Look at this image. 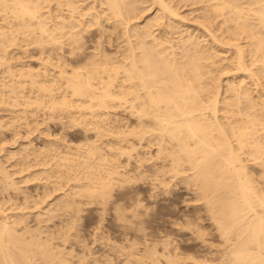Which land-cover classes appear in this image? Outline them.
<instances>
[{"label":"bare ground","instance_id":"1","mask_svg":"<svg viewBox=\"0 0 264 264\" xmlns=\"http://www.w3.org/2000/svg\"><path fill=\"white\" fill-rule=\"evenodd\" d=\"M185 1L203 3L205 11L201 17L208 22L219 18L218 33L214 27L210 30L207 24H202L206 28L202 35L210 38L214 47L226 44L227 49H234L227 52H230L227 58L221 55L228 60L231 73L240 74L226 91L221 79L219 82L218 77H212L216 51L220 48L202 43L205 39L201 36L199 39L198 32L197 36L185 33L184 37L179 34L178 40L172 42L169 37L166 41L164 32L178 30L175 21L185 17L180 15V7L177 8L174 0H0V135L5 128L10 131L13 127V139H9L19 141L12 144L14 150L10 148L3 154L9 160L14 159L6 162L15 167L13 172L17 175L22 173L19 179L24 184H29L31 179H39L36 182L40 184L45 178L44 190L40 189L43 194H37L30 204L32 209L37 208L41 219L54 214L53 209L60 204L55 207V200L61 197L66 206L76 210L80 197L88 200L99 197L105 202L104 197L109 196L107 193L117 179L133 177L129 176L131 168L140 170L150 164L156 167V173L177 175L178 181H191L197 186L199 199L205 201L212 218L219 224L225 243L230 242L227 254L221 252L228 255L227 260L232 259L235 264H264V0ZM142 2H149V7L140 5L141 11L154 6L151 12L154 13L148 15L143 25L142 21L134 22L130 30L128 22L139 18L142 12L138 5ZM154 21H161L168 30L164 26L163 35L160 29V35L154 34ZM105 23H110L113 31L117 26L125 29L128 38L123 36L127 44L121 55H118L119 49L116 55H111V47L107 48L115 45L113 41L117 39ZM178 47L182 49L177 51ZM38 54L44 56L38 57L41 60L36 59L38 64L34 65L31 61ZM247 77L251 81H246ZM228 90L230 94H224ZM51 118L53 123L59 119L61 130L66 125L69 128L79 125L83 139L73 144L66 132L56 136L49 127ZM41 123L46 127L41 130L42 125L38 133L35 129ZM17 125L25 128L28 137L22 142L16 136L22 132ZM34 131L42 144H35ZM3 135L0 149L2 142L7 143ZM7 145L11 146L7 143L4 147ZM1 158L0 180L9 188L14 187L17 180H12L13 172L8 171L7 163ZM251 164L257 167V172L252 171ZM49 182L55 186L58 196L51 197ZM21 189L24 188L21 186ZM11 200L9 203L14 202ZM8 201L3 202L4 207ZM2 205L0 264H63L56 262L60 259L56 255L61 246H53V241L49 243L51 246L47 241L42 244L34 241L38 232L29 237L25 235L34 220L24 224L23 206H19L22 212L17 206L15 211L20 213L10 214V208L6 211ZM62 231L67 232L64 228ZM53 233H48L50 240ZM180 255L182 259L184 256ZM170 258L169 264L174 261ZM191 258L194 264L200 261ZM181 259L177 258V264H186L188 259ZM207 260L202 263L211 264L212 259L210 263Z\"/></svg>","mask_w":264,"mask_h":264},{"label":"rangeland","instance_id":"2","mask_svg":"<svg viewBox=\"0 0 264 264\" xmlns=\"http://www.w3.org/2000/svg\"><path fill=\"white\" fill-rule=\"evenodd\" d=\"M175 2L178 3L176 5L177 8L178 7L181 8V9L180 8L178 9L179 12L182 13V14L180 13V15L181 16L183 15V17L185 15L184 18L181 17V18H183V20L185 22H183L182 19H179L180 21H178V20L175 21V22H177V24L179 25L181 30L177 25L178 30L176 28L171 29V31H173V35L171 34L172 32L170 30H169L170 33L168 32V34H167V31H166V34H165L164 28L166 26L161 24V21L160 22L154 21L152 23L153 24L152 28H154L153 30L155 32H153V33L160 35V34H158V32L161 30L159 33H162V35H163V32H164V36L166 37L165 38L166 41H169L167 39L170 37V40L172 42L175 41L176 38L178 40L180 37H184L185 35H188V33H190L193 36H197V34L199 33L198 34L199 39H202V38H203L202 40L205 39L202 43H205L207 46L213 47L215 49L220 48L219 50L217 49V51H216L217 56L215 57V60H216L215 63L217 61L218 62L216 64L214 63L215 66L213 64L214 69L212 70V73H213L212 77L213 76L215 78L218 77L219 82L222 81L221 84H222L223 90L225 89L224 91H226L228 86H229V83L233 84V82L236 79L240 78L239 73H238L239 75L236 73H234V74L231 73V71H230L231 69L229 68V63H227L228 60L226 59L227 56H230V52H233L234 49L233 48L232 49L230 48L231 50L227 49L228 46L226 44H222L223 46H220V44H217V45L215 44L216 47H214V45H213L214 42L209 40L210 38L204 37L202 35V34H205L204 32L206 30V28H205V30L203 29L204 25L202 28V24H205V25L207 24V28H209V29H210V27H211V29H212V27H214L215 28V29L213 28L214 32L216 31L218 33V29L216 30V26H218V24H217L218 22H216V21L219 20V18H217V20H216V18H214L212 21L210 20V22H208V20H205L204 18H202L201 16H202L203 12L205 11V8L202 7L203 3H201L202 4L201 5L200 2H198L199 3V7H198V3L197 4L192 3L191 1L190 2L185 1L186 4H185L184 0L183 1L181 0L180 4H179L178 0H174V4H176ZM190 3H191V5H190ZM188 4L190 5V7ZM140 5H142L143 8L145 6H147V8H148L149 2H144V4L142 2L138 6H140ZM142 6H140V8L138 7L140 10V11L139 10L138 11L142 12V13H139V16H137V18L138 17L139 18L136 19V21H135L136 17L133 18L134 20L131 19L130 24H129L130 21L128 22V25L130 26V30L133 29V27H134L133 23L134 22H135L134 24H137V23H140L142 21L140 24H142V23L144 24V22H146V20L149 18L150 14L152 15L154 13V12L151 13L152 9L154 10V8H153L154 6L150 8L151 10L150 9L147 10L145 8V11L143 9H142L143 11H141ZM194 12H195V14H194ZM143 13H144V17H143ZM200 13H201V15H200ZM164 21L167 22L166 19H164ZM170 21L171 20H169V22ZM182 23H183V25H180ZM107 25H109V26H107ZM107 25H106V23L104 24V26L105 27L107 26L108 28L111 26L110 23H107ZM208 25H210V26H208ZM118 27H119V29H118ZM121 27L117 26L116 30L114 28V31H113V28L110 27V29L113 32L112 36L114 37V39H117V40H114L112 37V40H114L113 43L116 42L114 44L115 45L117 44L116 46L113 44H112L113 46L112 45L107 46V48L111 47L110 49L112 51L109 49L110 52L113 53V54L110 53L111 55H116L118 53V51H116V49L120 50L118 55H121L125 51L124 48H126V44H127L125 38L127 37L126 36L127 34H124L125 29L122 30L123 27L122 28ZM199 27H201V29ZM167 28L168 27H166L165 30H168ZM189 28L193 29V32H195V33L190 32ZM199 29L201 31H199ZM120 30H122L124 32H122ZM178 31H180V32H178ZM117 32H119V33L122 32V33H120V34L118 33L119 35H117ZM131 32L132 31H130V33ZM176 34H178V35H176ZM179 34L180 35L183 34V35L180 36ZM166 35H168V37ZM174 35H175V37H174ZM115 36H116V38H115ZM118 36H120V37H118ZM123 36H125V38ZM200 36L202 38H200ZM172 37L175 39H173ZM123 38H124V41H123ZM202 40H200V41H202ZM208 41L212 42V44H210V42H208ZM118 42H119V44H118ZM167 44L170 45V42H167ZM175 47H177V46H175ZM177 49H176L177 51H180L179 49H182V48L178 47ZM109 50H107V51H109ZM122 50H124V51H122ZM223 51H225L226 53ZM228 51H230L229 54L227 53ZM226 54H227V56H226ZM221 55L222 56L224 55L223 57H226V58H223ZM43 56H44V54H43ZM43 56L42 55L40 56V54L34 56V58H33L34 60L32 59L33 62L31 61V63L34 65H37L38 64L37 60H39L38 57H43ZM28 62L30 63V61H28ZM249 63H251V62L249 61ZM218 64H219V66H218ZM224 66H225V68H224ZM250 66L252 67V65H250ZM254 67H255V65H253V68ZM226 68L229 70H226ZM255 68H254L255 71L257 70L256 72L260 76L263 75L262 72L259 73L260 70L257 69V67H255ZM221 70H222V72H221ZM213 71H215V72H213ZM225 71H227V72H225ZM224 73H227V74L225 75ZM219 74H221V75H219ZM234 75L236 77H234ZM229 76H231V77H229ZM242 76H244V75H242ZM214 77H213V79H214ZM219 78L221 79V81ZM249 78L250 77H247V78H245V80L251 81L252 78L251 79H249ZM262 78H263L262 81H264V76ZM225 82H226V84H225ZM224 94L229 95L230 91L228 90L227 93L225 92ZM65 119H67V118H65ZM53 120L54 119H52V120L48 119L49 127H51V130H53V131H51L52 133L54 132L53 134H55V135L58 134V136H59V135H61V131H62V133L66 132L67 133L66 136L68 135L67 136L68 140L72 141L73 144H74V142L79 143V141L81 139H83V136H82L83 133L81 132L82 130H80L79 125H78L79 127L77 125L76 126L72 125L73 127H70V128H69V125H66V127L63 128V130H64L63 131V130H61L62 127L60 125H58L59 119H57L58 121L55 119L57 122L55 121L54 123H53ZM40 125L41 126L39 127V129H35L37 132L45 124L43 125V123H41ZM17 126H18L17 128L19 130L21 129L22 132L19 131L20 133L16 136L22 142L23 139L26 140L28 137H26L27 135L25 136V133H26L25 128H23L19 125H17ZM19 127H21V128H19ZM45 127L46 126L41 128V130L45 129ZM10 128H11L10 131H9V128H5L4 129L5 133L3 132L4 135L2 134L5 137V138L3 137L4 138L3 141H5V139H6V142L9 145H11V146L7 145L8 147L7 146L4 147L7 143H4L5 145L3 144V142L1 143L3 145V147H2V149H0V157H2L1 159L2 160L4 159L3 161H5V162L7 160H9V159H7V155H6L7 152L6 151H8L10 148H11V150H14L15 146H12V144L15 145V143L18 144V142H19V141L13 142L11 140V139H13L12 137L14 135L13 132H14L15 128H13V127H10ZM7 129H8V133H7ZM67 130H68V132H67ZM58 131H60V132H58ZM9 132H10V134H9ZM11 132L13 135L11 134ZM34 132H33V135H34ZM37 132H35V135L33 138H35V144L40 145V142L42 144L43 141L42 140L40 141V139H38V140L36 139ZM55 132H58V133H55ZM20 134L23 135V137L20 136ZM80 134H81L82 138L79 137ZM2 135H0V136L2 137ZM8 135H11V136H8ZM6 136H7V138H6ZM24 136H25V138H24ZM20 137H21V139H20ZM9 138H11V139H9ZM70 138H72V139H70ZM7 139L9 140V142H11V144L8 142ZM74 140H76L77 142ZM38 142H39V144H38ZM3 148H5V149H3ZM4 152L6 154H3ZM2 155H4V156H2ZM9 161L11 163V161H14V159L12 158V160L10 159ZM9 161H7V162H9ZM5 162H4V165H5ZM6 167H9V169L7 168L9 172H13L14 171L13 168H15V167H13V168L10 167L9 163H7ZM154 168L156 169L155 166L153 167V165H150V164L144 165L143 168H141L140 170L135 168V170L133 171L134 168H131L129 176H133V177H130V178L128 177L126 179L120 177L119 179H117L118 181L113 183V187L111 185L110 188H112V189L111 190L109 189V192L107 193L109 196H105L104 197L105 199L103 198L105 200V202H103V200L99 197L97 199H92L93 201L91 199L88 200V198L85 197V198H87L88 202L85 200V198L82 197L83 198L82 199L80 197L79 202H78V205L79 204L80 205L79 206L77 205L79 210L78 209L76 210V208L73 209V207L71 208V207L66 206V203L64 202L62 197L60 199L63 201H61L60 199H56L57 201L55 200L54 205H55V207L57 205L58 206L53 209L54 214H52V215L54 217L52 215H47V216L44 215L45 219L43 217H42L43 219L39 218L37 215V208L35 207L36 209L34 208L35 209L34 210V209H32V205L30 206V204H32V202H33V200L37 194H39V193L43 194V191H41V190H44L45 184L43 182L46 181L45 178H43L44 180L42 179L43 182H42V180L39 181L40 184L42 182L41 185L38 184V182H36L39 179H35V181L33 179H31L30 181H28V182H30L29 184L25 183L28 186L27 187L20 180L22 173L19 174V172H18V175H17V172H13L12 180L13 179H14L13 181L17 180V182H15V184H14V187L9 188L8 186L5 185L4 180L3 181L0 180V191L5 188L3 191L0 192V195H1L0 197H2V195H5V198L3 197L4 200L2 198H0V202L3 204L2 205L0 203V205H2L3 206L2 208L5 209L6 211L9 210L8 212L10 214L15 211V208L17 206H18L17 207L18 209L17 208L16 209L19 211H20V207L23 206V207H21V209H23L24 212H26L25 217L27 218V219L25 218L26 222L24 221V224L29 225V222L34 220L28 226L30 231L28 232V234H26L27 233L26 232L25 235L29 237L33 233H34V235H36L38 232L39 235L37 234V236L34 238V241L36 240V242H40L41 244L43 242L46 243V241H47V243H46L47 245L49 243H51L52 241L54 242V240H55L56 242L55 243L52 242V245L53 244L57 245L58 248L60 246L62 247V249L59 248V250H58L59 252L57 253L56 258L57 259L60 258V259L58 261L56 260V262L61 261L60 263H63V264H65V262H66V264H169L168 258H170V257H171L170 258L171 260L174 259V261H172L174 263H172L171 261H170V263L171 264H177V258L181 259V257H179V255L181 253L183 255L181 254L180 256H184L181 259L182 261H186L188 259L186 261V264H188V263L194 264V263H192L193 261L190 260L191 256H192V258L196 257V258H194L195 260L198 258L197 262L200 259L201 262L199 261L196 264H203L204 262H206L207 259H208L207 262H209V263L212 259L211 264H214V263L215 264H235V263H233L232 259H231L232 261L227 260V258H229L228 255H224L221 253L223 250V252L227 254V249L229 247L230 242L226 241L227 243L228 242L229 243L228 244L225 243V240H224L225 237H222L223 233L220 232L222 230L219 229L220 228L219 224L217 223L216 220H214V217L212 218L213 215L206 208V205L204 203L205 201L202 198L199 199L198 190H197V188H195L197 186L194 187V183L191 181L187 182L190 185H188L186 182H185L186 183L185 184L181 179H179V181H178L177 177H176L177 175L171 176L172 174H169V173H166L167 175H165V174L162 175L161 173L159 174V172L156 173ZM250 168L253 169L252 170L253 172H257L256 166L251 164ZM142 169L144 170L143 172H142ZM145 170H148V171H145ZM145 173H148L149 175L148 174L146 175ZM152 173H154L155 179H154ZM131 174H134V175H131ZM143 174H145V175H143ZM14 175L15 176L17 175V176L15 177ZM157 175H159V177ZM160 176H163V180L161 179ZM129 179H131V180H129ZM32 181L35 183H32ZM120 181L123 183L122 185H121ZM151 181H153V182H151ZM70 182H72V181H70ZM16 183H18V184H16ZM19 183H21V184H19ZM191 183H193V184L191 185ZM22 184H24V186ZM30 184H31V186H29ZM50 184L53 186L52 183H50ZM50 184L47 186H49L51 189V197L58 196V194L56 193V190L54 189L55 186H53L51 188ZM3 185H5V186H3ZM17 185H20V186H17ZM153 185H154V187H153ZM187 185L189 186V188ZM195 185H197V184H195ZM2 186H3V188H1ZM21 186L24 189H21ZM68 186L69 185H67V187ZM15 187H16V190H15ZM34 187H35L34 191L36 189H38L35 192L33 191ZM8 189L15 190V191H12L13 192L12 193L11 190H8ZM24 190H26V191H24ZM28 190L30 191V193L28 192ZM5 191H7V192H5ZM14 192H15V194H14ZM32 192H34V193L32 194ZM57 192L60 193L59 190ZM19 193H21V194H19ZM27 193H29V194H27ZM11 195H14V196H11ZM15 195H16V198H15ZM6 196H8V197H6ZM9 196L12 198H10ZM31 198H32V200H31ZM6 199H7V201L8 200L10 201L12 199L11 201H14V202L9 203V201H8L7 205L5 204L7 207L6 206L4 207V203L7 202ZM94 200H95V202H94ZM96 201H98V202H96ZM23 202H24V204H23ZM20 203H22V204H20ZM57 203H60V204H57ZM63 204L66 207H64ZM54 205H53V207H54ZM24 206L25 207L27 206V207L25 208ZM61 206H62V208H61ZM7 208H10V209L7 210ZM27 209H28V211H27ZM57 209L61 214L59 212H57ZM62 209H63V212H62ZM17 210L15 211V214L22 212V210L20 212L19 211L17 212ZM208 211L210 212V214ZM57 213H59L60 215H58ZM36 219H39V220H36ZM57 220H59V221L57 222ZM53 223H54V225H53ZM34 224H36V225H34ZM38 224H39V226H38ZM57 224L60 225L61 230ZM40 225H42V226H40ZM41 227H43V228H41ZM47 227L52 228V229L55 228V230L47 229ZM62 228H64V230H67V232L65 231L66 232L65 234H67V235L63 234L64 231H62ZM58 230H59V232H57ZM51 231L55 232V233L52 234V236L53 235L54 236L53 237L51 236L53 239L51 238V240H50V234H48V233H50ZM40 234L42 236H40ZM56 234L58 236H56ZM62 234L64 237L62 236ZM59 236H60V238H59ZM65 236H67V239H65ZM41 237H42V239H41ZM61 237H62V239H61ZM46 238H49V239L46 240ZM37 239H38V241H37ZM233 240L234 239H232L230 241H233ZM57 241L59 243L61 242L60 244H62V245L57 243ZM224 243L226 246L224 245ZM34 246H35V244H34ZM49 246H51V244H49ZM177 252H178V254H176ZM140 254L143 257H141ZM219 255H223L226 257L219 258V257H221ZM168 256H170V257H168ZM36 257L38 258V255ZM135 257H137L138 260L140 259L141 261H138V260L136 261ZM209 257H211V259ZM213 259H216V260H213ZM222 259H224V262H222L223 261ZM62 260L65 262H63ZM183 264H184V262H183Z\"/></svg>","mask_w":264,"mask_h":264}]
</instances>
